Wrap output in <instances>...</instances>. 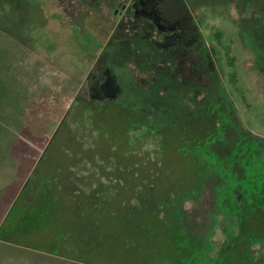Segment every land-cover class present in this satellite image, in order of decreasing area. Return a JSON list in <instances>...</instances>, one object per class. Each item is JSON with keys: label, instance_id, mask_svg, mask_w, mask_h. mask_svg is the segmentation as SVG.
<instances>
[{"label": "rangeland", "instance_id": "374dc122", "mask_svg": "<svg viewBox=\"0 0 264 264\" xmlns=\"http://www.w3.org/2000/svg\"><path fill=\"white\" fill-rule=\"evenodd\" d=\"M49 188L117 195L100 264H264V0H0V264H76L5 237Z\"/></svg>", "mask_w": 264, "mask_h": 264}, {"label": "crops", "instance_id": "0c3cea01", "mask_svg": "<svg viewBox=\"0 0 264 264\" xmlns=\"http://www.w3.org/2000/svg\"><path fill=\"white\" fill-rule=\"evenodd\" d=\"M40 171L45 176H58L61 182L67 180L65 179V175L69 173V169L64 167L60 171H57V169L51 170V173ZM131 175L133 176L134 174ZM50 182L52 183L53 181L50 180ZM116 186L118 187V185ZM29 193L26 195L24 193L22 200H27L26 198L29 196ZM133 195L131 196L133 197ZM101 196L100 193L94 192L89 194L87 192L79 193L68 189L58 190L49 188L47 191L37 195L39 202H34L36 197L30 200L33 203L31 210L36 211V217L31 219L34 222V227L25 233H21L20 230H15L16 232L14 234H7L5 237L10 241L12 239L13 243L25 241L33 249H39L57 258L61 257L71 260L76 262V264H100L104 258H107L105 254L107 251H116L119 249L113 245L112 241L117 240L114 234H118V231L121 232L116 227H111V221L106 222L108 228L105 229V237L103 238L100 233L101 240L105 242L88 245V230H91V235H89L90 239L100 238V236L97 237L94 235L96 232L94 228H91L94 225H98L99 222L97 221L102 220L104 214L108 212L109 214H114L115 212L112 210L118 212L117 208H120L121 203L117 199V195H114L110 198L111 201L115 202L114 208L112 209L110 205L106 204L104 207L105 212L101 211L103 206L101 208L95 204L96 200L101 198ZM128 197L124 200L125 203H127ZM22 200L20 201L21 205L25 204ZM29 217H31L30 214ZM89 224H91L90 227H88ZM101 230L103 231L104 227H101ZM103 249H107V251ZM107 254L111 255V253ZM124 258L134 259L131 251Z\"/></svg>", "mask_w": 264, "mask_h": 264}, {"label": "trees", "instance_id": "16d2710c", "mask_svg": "<svg viewBox=\"0 0 264 264\" xmlns=\"http://www.w3.org/2000/svg\"><path fill=\"white\" fill-rule=\"evenodd\" d=\"M85 38L88 39L90 42L92 43H95L94 45H96V40H91V38H89V35H85ZM216 38H217V42L219 44V46L222 47V49L224 50L225 52V56H226V59H227V63L230 67V70H229V74H230V80L232 81V83L234 85H236L238 83V71H237V67H236V58L235 56H233L231 54V46L230 45H226L223 43L222 39H223V34L221 31H218L216 33ZM88 45V44H87ZM98 45V44H97ZM92 48V47H91ZM135 181L133 183V187H132V191H136L134 190V185H138L139 183V180L138 179H135L133 178ZM165 227H163L164 229ZM113 242V245L115 247H118V241L117 240H114L112 241Z\"/></svg>", "mask_w": 264, "mask_h": 264}]
</instances>
